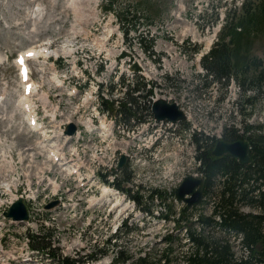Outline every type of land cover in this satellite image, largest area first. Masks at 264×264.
<instances>
[{"label":"rangeland","instance_id":"obj_1","mask_svg":"<svg viewBox=\"0 0 264 264\" xmlns=\"http://www.w3.org/2000/svg\"><path fill=\"white\" fill-rule=\"evenodd\" d=\"M107 2L112 9H104ZM241 3L0 0V264H55L28 245L26 234L39 227L58 254L78 256L80 264H110L114 239L120 244L119 258L133 259L142 252L156 258L164 234L171 235L170 258L176 260L188 246L186 236L170 216H153L167 208L154 199L149 203V190L171 193L185 175L201 177L192 130L215 137L230 125L241 130L245 123H264V90L244 119L235 106L236 83L224 86L203 76L202 56L217 40L226 17L239 15ZM122 16L126 36L119 26ZM150 36L155 59L144 52ZM27 49L37 52L27 60L33 87L25 96L33 111L32 125L19 102L23 82L14 64L15 55ZM248 53L264 68V30L250 38ZM121 81L149 84L153 98L175 102L185 119L171 124L146 115L134 127L132 121L117 122L113 112H100L99 88L107 106L111 99L116 105ZM144 100L139 98L143 108ZM67 121L76 126L71 137L62 134ZM51 149L57 152L54 159ZM120 155L123 177L117 190L107 182L118 171ZM18 196L27 211L23 222L3 215ZM131 196H140L141 203ZM53 199L58 204L44 209ZM207 201L203 197L188 216L210 213ZM165 202L176 211L182 204L170 196ZM235 252L241 253L237 245Z\"/></svg>","mask_w":264,"mask_h":264},{"label":"trees","instance_id":"obj_2","mask_svg":"<svg viewBox=\"0 0 264 264\" xmlns=\"http://www.w3.org/2000/svg\"><path fill=\"white\" fill-rule=\"evenodd\" d=\"M104 9L110 10L111 4L107 2ZM236 8H234V11ZM229 14V11L227 12ZM119 26L126 36L127 31L123 28L124 16L119 17ZM264 30V4L249 3L245 0L240 7L239 15L226 17L222 24L217 41L210 50L203 55L201 64L205 69L206 77L227 86L232 80L238 87V98L235 106L245 119L255 109L259 96L264 90V68L261 60L248 53L250 38L255 33ZM144 52L148 57L154 58L151 50L153 38L147 39ZM124 55V54H122ZM138 70L136 66L133 68ZM122 84V96L114 99L107 106V99L100 95L99 88L98 103L100 111L114 113L118 121L128 123L132 126L144 122L150 115L148 96L152 95V87L142 82L135 85L119 82ZM152 84V82H151ZM148 87L143 90V87ZM110 86V83L109 85ZM141 90L138 93V90ZM143 90V91H142ZM110 90L107 91L109 94ZM137 92V93H135ZM134 93V94H133ZM144 108L141 107L139 98ZM222 138L233 141L240 138L249 142V161L240 163L230 155L215 157L212 155V147L215 138L194 131L191 134L195 145V160L197 170L203 179V197H207L210 213L203 211L193 212L188 216L189 208L181 206L178 211L166 203V199H174V194L165 190L153 188L148 192L149 203L157 200L160 208H167V212L160 213L162 218L171 217L175 229L183 231L188 246L177 253L176 260L170 258V234L162 235V247L158 249L156 258L149 252H142L133 259L129 257L119 258L120 244L113 241L115 251L110 264H264V123H245L241 130L230 125L224 127ZM122 169L113 173L108 184L121 190ZM128 179V177L126 178ZM139 205L140 196H131ZM145 212L148 207L142 208ZM197 209L196 207L194 208ZM43 228L39 227L36 232L26 234L29 247L51 258L55 264H80L79 257H68L58 254L57 248L51 247L49 240L45 239ZM239 246L240 252H235Z\"/></svg>","mask_w":264,"mask_h":264},{"label":"water","instance_id":"obj_3","mask_svg":"<svg viewBox=\"0 0 264 264\" xmlns=\"http://www.w3.org/2000/svg\"><path fill=\"white\" fill-rule=\"evenodd\" d=\"M151 113L155 121L167 120L169 122H176L185 117L182 110H180L176 103L166 102L163 98L159 97L151 103ZM74 125L69 123L65 126L64 133L72 134ZM218 137V136H217ZM214 156H222L224 154L231 155L237 158L239 162L246 163L249 161V143L245 139H238L235 141H224L217 139L212 149ZM123 156L118 158L115 169H119L123 164ZM203 179L193 175H186L180 185L175 188L174 193L177 199L186 204L187 207L197 205L202 195ZM57 203V200L48 202L43 207L50 208ZM5 217H10L12 220L21 221L27 218L25 207L21 198H17L3 213Z\"/></svg>","mask_w":264,"mask_h":264},{"label":"bare ground","instance_id":"obj_4","mask_svg":"<svg viewBox=\"0 0 264 264\" xmlns=\"http://www.w3.org/2000/svg\"><path fill=\"white\" fill-rule=\"evenodd\" d=\"M33 51H34V50H33ZM27 53H32V51H31V50H28ZM36 53H37V52L34 51L32 54L35 56ZM33 55H32V56H33ZM22 56L24 57L25 54H23ZM28 81H30V80L28 79ZM25 82H26V83H25V84H26L25 87H26V88H31V89H32V87H33V83H32V82H27V80H26ZM34 87H35V86H34ZM31 89H30V90H31ZM29 94H30V93H29ZM21 97H22V99H21ZM21 97H20V99H19V102H20V104L22 105V107H23L26 111H28V115H30V113H31V111H30L31 109H30V106H29V103H30V102L27 101L28 99H27V97H26L25 95H22ZM30 119H31V116L28 117V120H30ZM35 126H36V125H34V127H35ZM66 139H67V138H66ZM50 152H52L51 155H52L53 159L56 158V156H57V152L54 151V150H52V149L50 150ZM58 156H59V155H58ZM59 158H60V156H59ZM7 186H8V185H7ZM7 189L9 190V187H8ZM0 204H1V203H0Z\"/></svg>","mask_w":264,"mask_h":264}]
</instances>
